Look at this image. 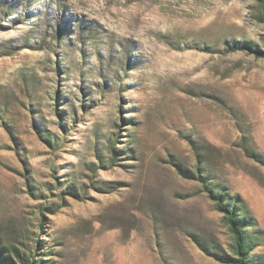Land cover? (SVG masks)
<instances>
[{"label":"rangeland","instance_id":"1","mask_svg":"<svg viewBox=\"0 0 264 264\" xmlns=\"http://www.w3.org/2000/svg\"><path fill=\"white\" fill-rule=\"evenodd\" d=\"M263 15L256 0H0L13 264V249L51 264H223L202 245L232 242L223 215L177 167L198 160L256 219L264 264V57L250 48L264 51Z\"/></svg>","mask_w":264,"mask_h":264},{"label":"trees","instance_id":"2","mask_svg":"<svg viewBox=\"0 0 264 264\" xmlns=\"http://www.w3.org/2000/svg\"><path fill=\"white\" fill-rule=\"evenodd\" d=\"M256 1L264 7V0ZM261 18L262 22H264V15ZM242 45L246 44L242 43ZM250 48L256 52L258 57H264V51L260 48L253 46ZM110 152L114 155L115 160L119 157V153L123 151L118 149L116 142H111ZM126 153L127 152H125V154ZM197 156L200 157L201 155L198 153ZM177 167L180 173L184 174L186 177L190 174L197 177L203 190L215 201L216 208L223 215V222L230 233L232 242L226 248L220 246L216 241L210 243L203 241L202 245L206 252L216 256L223 264H257L258 255H253V251L260 245L262 237H260L259 231H250L249 228L255 227L256 219L245 209V205L242 201L243 199L237 194L231 195L227 188L217 181V177L211 170L200 165L199 160L196 169L192 171L181 164H177ZM56 178L59 179V177ZM41 246L43 245L41 244ZM37 250L40 252L39 246ZM212 250H215L214 253H212ZM3 251L9 252L10 254L8 249L0 248V253H3ZM13 251L14 254H18L21 257L19 261L22 264L52 263L49 259L39 257L40 255H38L37 258L35 256L26 257L16 249H13ZM7 256L8 263L13 264L10 257L11 254Z\"/></svg>","mask_w":264,"mask_h":264}]
</instances>
